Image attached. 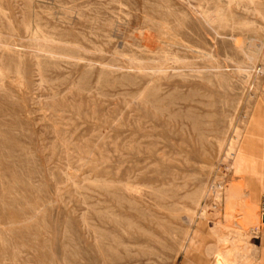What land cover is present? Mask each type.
<instances>
[{
  "label": "rangeland",
  "instance_id": "rangeland-1",
  "mask_svg": "<svg viewBox=\"0 0 264 264\" xmlns=\"http://www.w3.org/2000/svg\"><path fill=\"white\" fill-rule=\"evenodd\" d=\"M264 0H0V264H263Z\"/></svg>",
  "mask_w": 264,
  "mask_h": 264
},
{
  "label": "crops",
  "instance_id": "crops-1",
  "mask_svg": "<svg viewBox=\"0 0 264 264\" xmlns=\"http://www.w3.org/2000/svg\"><path fill=\"white\" fill-rule=\"evenodd\" d=\"M261 241L260 244H264V227L261 229V235H260ZM258 263H263L264 264V260L263 261H257Z\"/></svg>",
  "mask_w": 264,
  "mask_h": 264
},
{
  "label": "water",
  "instance_id": "water-1",
  "mask_svg": "<svg viewBox=\"0 0 264 264\" xmlns=\"http://www.w3.org/2000/svg\"><path fill=\"white\" fill-rule=\"evenodd\" d=\"M262 219H263V222H264V214H263V217H262Z\"/></svg>",
  "mask_w": 264,
  "mask_h": 264
},
{
  "label": "built area",
  "instance_id": "built-area-1",
  "mask_svg": "<svg viewBox=\"0 0 264 264\" xmlns=\"http://www.w3.org/2000/svg\"><path fill=\"white\" fill-rule=\"evenodd\" d=\"M262 214H264V211H263V213Z\"/></svg>",
  "mask_w": 264,
  "mask_h": 264
},
{
  "label": "bare ground",
  "instance_id": "bare-ground-1",
  "mask_svg": "<svg viewBox=\"0 0 264 264\" xmlns=\"http://www.w3.org/2000/svg\"><path fill=\"white\" fill-rule=\"evenodd\" d=\"M262 217H263V215H262Z\"/></svg>",
  "mask_w": 264,
  "mask_h": 264
}]
</instances>
